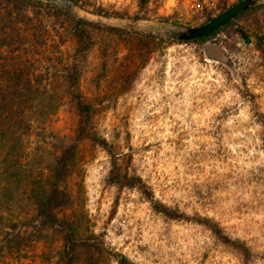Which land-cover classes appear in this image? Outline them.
<instances>
[{"label":"rangeland","instance_id":"rangeland-1","mask_svg":"<svg viewBox=\"0 0 264 264\" xmlns=\"http://www.w3.org/2000/svg\"><path fill=\"white\" fill-rule=\"evenodd\" d=\"M43 1L99 26L79 86L106 142L79 143L65 184L74 264H264V0L204 41L175 29L240 0ZM66 85L54 83L57 109L29 137L43 168L75 141ZM16 217L0 264H67L60 227Z\"/></svg>","mask_w":264,"mask_h":264},{"label":"trees","instance_id":"trees-1","mask_svg":"<svg viewBox=\"0 0 264 264\" xmlns=\"http://www.w3.org/2000/svg\"><path fill=\"white\" fill-rule=\"evenodd\" d=\"M148 1L140 0L141 4ZM51 20L61 24H51ZM230 21L193 40H207ZM91 27L99 28L49 1L0 0V242L10 232L21 235L13 217L22 220L21 216L26 214L34 219L28 225L40 223L63 230L67 264H74L79 228L74 218L64 212L70 202L65 184L79 143L84 139L103 145L106 142L98 141L93 132L94 108L79 86L78 57L84 56L92 45ZM65 29H69L71 40L63 37ZM68 43L74 49L70 56L65 55ZM60 78L67 83L80 118L75 141L56 153L43 168L42 162L32 157L29 137L36 126L44 125L56 111L54 83ZM213 231L220 235L219 229ZM125 260L122 256L119 261L126 264Z\"/></svg>","mask_w":264,"mask_h":264},{"label":"water","instance_id":"water-1","mask_svg":"<svg viewBox=\"0 0 264 264\" xmlns=\"http://www.w3.org/2000/svg\"><path fill=\"white\" fill-rule=\"evenodd\" d=\"M260 1L261 0H240L200 25L176 28L175 37L182 41L201 38ZM78 19L84 20L81 17H78Z\"/></svg>","mask_w":264,"mask_h":264}]
</instances>
